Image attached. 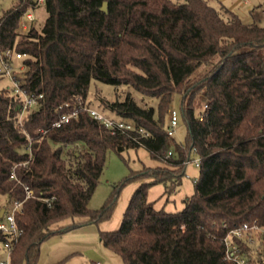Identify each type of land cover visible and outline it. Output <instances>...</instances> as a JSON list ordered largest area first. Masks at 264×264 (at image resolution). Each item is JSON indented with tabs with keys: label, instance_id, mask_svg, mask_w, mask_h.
Here are the masks:
<instances>
[{
	"label": "trees",
	"instance_id": "1",
	"mask_svg": "<svg viewBox=\"0 0 264 264\" xmlns=\"http://www.w3.org/2000/svg\"><path fill=\"white\" fill-rule=\"evenodd\" d=\"M40 2L43 25L34 17L24 29V17ZM6 50L23 54V87L38 99L20 122L24 100L0 87V207L23 201L11 264H38L46 239L110 218L121 187L132 181L139 184L120 226L99 231L125 264H230L224 237L244 223L264 228L263 25L210 0H16L0 18V53ZM93 79L143 94L97 95L133 129L112 132L84 109L92 107ZM176 94L185 143L168 132ZM197 95L206 105L200 114ZM145 97L157 105L143 104ZM75 110L77 116L53 125ZM141 147L158 165L132 170L102 207L90 208L107 151ZM193 152L200 160L194 192L180 210L158 209L151 187L176 193ZM8 239L0 231V241ZM238 241L246 254L263 255L261 245Z\"/></svg>",
	"mask_w": 264,
	"mask_h": 264
},
{
	"label": "rangeland",
	"instance_id": "2",
	"mask_svg": "<svg viewBox=\"0 0 264 264\" xmlns=\"http://www.w3.org/2000/svg\"><path fill=\"white\" fill-rule=\"evenodd\" d=\"M16 0H0V18L3 13L13 6ZM213 6H226L236 11L245 22H256L264 26V0H210ZM35 20L34 24L41 27L46 19L47 10L42 2L36 8H30ZM26 20V19H25ZM28 27V25H27ZM24 28V27H23ZM25 29V28H24ZM23 59H13V67L18 76L24 77ZM201 70V69H200ZM0 87L12 88L13 81L9 77L0 79ZM131 91L136 99L140 100L143 94L138 90L126 85L114 86L96 79H93L89 87V95L87 102L94 108L106 114L108 117L115 118L117 114L105 109L97 95L106 97L109 100L117 98L123 99L127 92ZM143 104L152 106L157 105V98L145 97ZM205 103L200 95H197L194 101L196 114L204 111ZM175 110L179 116L178 125L174 130V137L179 143L186 142L187 127L181 116V95L176 94L170 107ZM170 120V114L167 116V122ZM199 160L197 153H192L191 159L186 164V178L183 186L177 192H184L194 186V181L199 176L200 167L196 161ZM154 161L151 159L148 151L141 147L138 149H130L122 154L115 150L107 151V159L104 171L100 177V182L93 193L89 206L90 208H100L111 195L114 187L127 177L132 170H138L145 165H152ZM137 181H132L121 187L118 198L110 218L103 221L105 229H116L121 224L122 213L124 207L128 203V199L136 187ZM5 221V220H3ZM71 219H66L62 223L70 224ZM103 226V227H104ZM101 223L89 222L83 223L72 228L62 235H53L41 244L38 264H55L65 256L76 257L75 262L80 263L78 256H84L83 263L98 264H125L120 254L106 247L100 239ZM255 247H258L256 244ZM3 243L0 241V257H5ZM79 258V259H78Z\"/></svg>",
	"mask_w": 264,
	"mask_h": 264
},
{
	"label": "built area",
	"instance_id": "3",
	"mask_svg": "<svg viewBox=\"0 0 264 264\" xmlns=\"http://www.w3.org/2000/svg\"><path fill=\"white\" fill-rule=\"evenodd\" d=\"M26 19V20H25ZM34 20V15L30 11L27 12L23 19L22 25L26 29L27 25ZM23 54L20 52H14L12 50H6L0 53V75L4 77H9L13 81V87L10 88L11 92L16 96H20L23 100L22 112L20 114L19 121L22 122L24 114L32 107L36 106L38 99L27 92L23 87L25 84V79L18 76L13 67V59L21 58ZM20 68H23L20 67ZM42 95H40L41 97ZM206 107V105H205ZM84 109L90 112V114L105 124L106 127L111 129L112 132L117 130H127L133 129L134 125L127 123L123 120H116L114 118L108 117L103 112L99 111L94 107L85 106ZM78 115V110L70 113L63 114L58 120H56L53 125L60 126L65 122H68L72 117ZM202 118V117H201ZM179 116L175 110L171 111L170 115V126L168 132L170 135H174V130L178 125ZM143 131L142 129H140ZM197 165L200 164V160L196 161ZM14 174V173H13ZM33 193L31 189H27V195L30 196ZM23 201H14L10 203L7 207H0L5 209L3 216L0 217V231L9 235V239L3 243V248L6 251L5 258H0V264H11V249L12 240H16L19 234V228L16 223V212L21 210ZM5 220V221H3ZM238 239L244 240L246 244L252 248L255 245H261L262 256H257L256 253L246 254L244 248L239 243ZM226 251L225 259L230 262V264H258V257H261L264 261V228L258 225H249L248 223L242 224V226L231 230L223 239Z\"/></svg>",
	"mask_w": 264,
	"mask_h": 264
},
{
	"label": "crops",
	"instance_id": "4",
	"mask_svg": "<svg viewBox=\"0 0 264 264\" xmlns=\"http://www.w3.org/2000/svg\"><path fill=\"white\" fill-rule=\"evenodd\" d=\"M155 165H158L157 161H154V163L152 164V166H155ZM185 178H184V182H185ZM138 184H139V181H137L136 187L138 186ZM136 187L134 188V190L136 189ZM164 192H165L164 186L162 184H156L153 187H151V189H150L149 199L155 201V206L158 209L165 208L167 211H177V210L182 209L185 206L184 198L186 196L191 195L194 192V186L192 187V189L190 188L189 190H186L184 192L179 191V192L174 193L171 196L164 194ZM132 193H131V195H132ZM131 195H130V197H131ZM130 197H129V199H130ZM129 199H128V202H129ZM127 205H128V203L124 207L125 209H126ZM125 209H124V211H125ZM124 211H123V213H124ZM123 213H122V215H123ZM100 223H101L100 230H111V229H105L107 227H105L104 224H102L103 221ZM3 250L5 251V249H3ZM5 256H6V251H5ZM76 257H74V258L72 257L71 263H73V264H86V263H83V262H85V261H83V259L86 260V258L84 256H78L81 259V261H79L80 263H77V261L75 262V260H77V259H75Z\"/></svg>",
	"mask_w": 264,
	"mask_h": 264
},
{
	"label": "water",
	"instance_id": "5",
	"mask_svg": "<svg viewBox=\"0 0 264 264\" xmlns=\"http://www.w3.org/2000/svg\"><path fill=\"white\" fill-rule=\"evenodd\" d=\"M4 211H5V209H4V208H2V209L0 210V217H2V216H3V213H4Z\"/></svg>",
	"mask_w": 264,
	"mask_h": 264
}]
</instances>
